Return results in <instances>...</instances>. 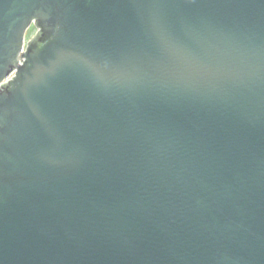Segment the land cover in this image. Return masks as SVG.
Returning <instances> with one entry per match:
<instances>
[{"label": "water", "instance_id": "water-1", "mask_svg": "<svg viewBox=\"0 0 264 264\" xmlns=\"http://www.w3.org/2000/svg\"><path fill=\"white\" fill-rule=\"evenodd\" d=\"M0 264H264V0H0Z\"/></svg>", "mask_w": 264, "mask_h": 264}, {"label": "rangeland", "instance_id": "rangeland-1", "mask_svg": "<svg viewBox=\"0 0 264 264\" xmlns=\"http://www.w3.org/2000/svg\"><path fill=\"white\" fill-rule=\"evenodd\" d=\"M34 32H35V29H34V27L31 25V26L27 29L26 33H25V40H27L28 38H30V37L34 34Z\"/></svg>", "mask_w": 264, "mask_h": 264}]
</instances>
